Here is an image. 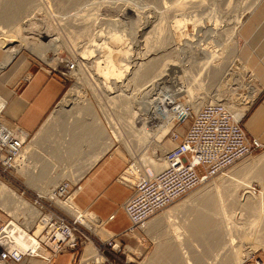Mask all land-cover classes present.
Instances as JSON below:
<instances>
[{"label": "rangeland", "instance_id": "obj_1", "mask_svg": "<svg viewBox=\"0 0 264 264\" xmlns=\"http://www.w3.org/2000/svg\"><path fill=\"white\" fill-rule=\"evenodd\" d=\"M10 1L0 0V13L4 10L6 2L9 3ZM258 1L254 3L253 0H34L33 3L31 2L30 5L25 7L20 0V14L14 23L7 25L8 28L6 30L9 29V33L6 36L24 41L26 45L25 47H21V42H2L0 47V64L8 56V51L16 47L22 48L16 57H25L28 61H33L37 67L58 75L64 70L63 67L66 62L76 63V71L65 81L66 87L61 99L34 136L36 139L42 137L44 144L41 146L46 151L52 153L53 159L50 162L54 166L53 168H55L54 171L64 172L66 173L65 175L80 171L79 165L84 160L67 157V155L73 156L77 152L78 156H87L89 158L96 151H100L97 156L109 150L119 151L126 158V169L130 165H133L135 160L139 161L141 159H138L137 153L142 151H145L143 154H146V157L152 155V160L156 158L154 162H157L163 160L164 155L161 151L155 149V145L163 147L167 151L170 150L176 145V140H173L172 134L179 132H182L181 135L185 134L189 123L180 125L174 120L169 126L168 132L164 134L165 137H162L157 142L153 138V135H155L156 131L159 132V128L162 126L158 120L155 122L156 125H152L153 127L158 125V127L149 133L151 135L149 137L153 139H150L149 143L138 146L140 143L137 141L141 137L136 133H133L134 136H130L128 126L137 121V115L139 116V114L136 112L140 111L138 102L141 101L145 93V87L149 86L150 83L145 73L141 74L135 65L147 63L148 57L153 55V53H157L150 57V59L156 57V55V58L160 57L159 62H161V66L159 65L158 70L160 73L165 71L163 78L166 77L168 81H171L170 84L167 83L161 87V89L163 88L159 90L160 93L163 91L161 96H163L164 92L171 91L174 93L175 90H178V87L180 89L183 88L181 90H186L187 92L179 96L180 102L186 105V108L190 112L193 111L191 102L194 101L195 103L198 101L207 102V104L224 101L223 103L232 109V112L234 111L233 113L237 116L246 113L253 103L248 97L250 89L248 90L247 86L240 88L238 85H231V80L227 81V77L224 76L226 64L232 62L236 49V41L234 43L233 38L228 42V46L226 45L227 49H230L232 53L229 51L223 53L225 52L223 47H225L226 39H231V27L237 29L241 23L244 11L247 8L254 7ZM185 18L187 22L184 25L178 26L176 21ZM226 24L231 25L227 26ZM176 29L179 30V33L175 32L177 31ZM116 31L123 35L126 34L127 36L125 35V37L129 39L127 42L132 47V50L130 48V56L128 55L129 59H127L128 61L132 59V63L130 64L132 69L129 70L130 74L127 75V80H122L126 84L129 83V89H127L122 97H117L119 96L117 91L112 94L109 91L104 92L101 89L104 86L102 84L100 86V83L96 80L98 77L95 76V62L101 61V58L99 59L101 55L98 52H94L91 55L92 57L85 56L84 60L81 59V54L86 51L87 47L93 44L92 41L94 39L100 38V35H108V32L113 34ZM211 31L213 33H209ZM42 33L46 36H41ZM179 36L181 37L178 38ZM51 40L55 41L54 44L57 45V51L54 55L48 54V58L54 59H52L51 63H48L42 60L41 56L44 55L45 47ZM146 40L148 41L147 43ZM175 40H180L181 42ZM200 44L203 45L201 46L203 48H207L206 46L209 44L211 59V53L214 55V51L218 55V58H216L218 60L217 65L220 64V72L216 79L213 78L214 69L212 70V67L216 63L211 65V59L209 61L204 59L205 53L208 52L207 49L203 53V58L200 56V48H198ZM129 45L127 49L130 47ZM159 62L157 63L159 64ZM234 63L237 68H240L238 62ZM167 65L168 67H166ZM6 68L7 66L3 70L0 68V74ZM141 70L143 71L144 68ZM102 81L103 79H101V83H104ZM109 82L113 83L114 81L110 79ZM243 83L246 84L247 80L245 79ZM78 87L79 91H81V103L64 104L63 102L66 99L67 101L70 99L66 97L70 90H75ZM150 90L151 87L148 89L147 95H152L151 101H154L155 96L149 92ZM106 93H110V95L107 96L108 94ZM179 97L174 96L173 101ZM256 97L257 94L254 100ZM245 106V110L240 111L241 107ZM62 115H66L68 120L64 121ZM82 116L83 120H79ZM75 118L78 121H75ZM89 127H94L95 129L90 133ZM74 129L84 133L82 141L87 143H80L76 139L78 136L76 135L77 131L73 132ZM144 131L142 130V132ZM64 132L70 138L68 139V143L65 142V154L62 157L60 146H63L62 133ZM125 135L126 137H124ZM67 136H64L65 139L68 138ZM85 137L88 138L86 139ZM117 137L120 140L122 138L123 140L125 138H132L137 140V143L133 142L130 145L123 142V140L119 142L118 140L116 141ZM96 139L99 140L98 143L95 142ZM109 140L113 141V143L110 144ZM109 145L111 147L107 149ZM262 156H264V149L246 159L238 161L223 171V174L221 173L214 179L204 183L173 205L156 214L149 222L147 221L148 223L144 229L136 230L126 237L122 236L124 240L117 242L120 246V252L113 254L114 257L110 261L113 264H150L149 261L152 259V254H158L161 249L167 247L170 238V241L175 244V247H172V251L178 252L179 256L190 264H208L216 259L217 261L214 264H245V261L251 257L262 260L264 264V246L262 243V237H264L262 235L264 234L262 232L264 230V201L261 200L257 204V208H259L257 213L256 211L255 213L248 212L247 209L236 207V205L233 206L234 200H239L241 196L245 195L248 185L251 188L250 191L259 197V200L262 197L264 198V186L256 181V179H251V176L247 175L248 177L243 176L241 177L242 179H239V184L238 180L233 181L236 183H227L219 188L218 191H213L216 183L225 182L233 173L238 172L245 165L257 161ZM140 163L146 170L147 165L144 162ZM147 169L152 170L150 167ZM54 171L52 170L51 172L54 173ZM125 175H127V172ZM241 180H243L242 184L240 183ZM206 193L211 198H216L213 205L208 204L207 201L193 202L199 194ZM231 203L233 204L231 205ZM57 204L62 210L69 211L72 214L76 213V209L69 210L63 206L64 203L57 202ZM59 207L55 206L56 213L64 215ZM224 213H227V216L230 215V217L224 216ZM259 215H261L262 220ZM92 216V214H89V219L87 218L86 221L97 223L94 217L91 218ZM201 216L206 220H203ZM167 217H169V220H167L169 225L164 224L167 227L165 231L158 233V231L154 232L149 229L148 224L150 222ZM232 221L238 228H233ZM95 223L94 225L91 224L92 226L90 225V227L88 225L85 226L98 235L102 241L106 240L103 228L98 223ZM198 223L201 225L200 228L193 231V228H197ZM231 226L232 229L228 230L227 228ZM251 227L255 229L254 232L257 231L256 233L261 234L259 235L262 237H259L258 241L255 240V236L245 238L248 236L247 234ZM261 229L263 230L261 231ZM252 234L254 235V233ZM232 238L235 239L236 244L234 249L237 255H229V251L227 252L226 250L225 254L218 257L222 251L220 249L226 247ZM90 247L91 245L87 251ZM108 256L111 257V255ZM166 257V255L158 257L157 261L154 260L151 264H158L159 260L162 261V264H171L170 260H167Z\"/></svg>", "mask_w": 264, "mask_h": 264}, {"label": "built area", "instance_id": "obj_2", "mask_svg": "<svg viewBox=\"0 0 264 264\" xmlns=\"http://www.w3.org/2000/svg\"><path fill=\"white\" fill-rule=\"evenodd\" d=\"M63 68L60 76L66 81L77 67L75 62H66ZM5 108L6 101L0 97V264H51L57 255L78 252L91 241L87 233L91 231L83 224L86 213L76 207L84 217L80 214L74 218L56 202L72 198L78 185L65 179L33 199H27L23 191L12 185L17 171L25 166L23 153L31 137L4 119ZM175 120L180 125L189 124L185 134H172L176 145L164 154V168L136 176L138 169L130 165L124 171L127 175L123 173L119 179L131 188L122 207L130 227L120 237L141 229L189 192L264 149L256 139H247L243 115L234 117L222 103L178 114ZM55 206L64 215H58ZM107 235L101 246L102 256L107 251L118 254V237ZM100 264L113 262L104 257ZM245 264L263 262L251 257Z\"/></svg>", "mask_w": 264, "mask_h": 264}, {"label": "crops", "instance_id": "obj_3", "mask_svg": "<svg viewBox=\"0 0 264 264\" xmlns=\"http://www.w3.org/2000/svg\"><path fill=\"white\" fill-rule=\"evenodd\" d=\"M231 29L234 32L231 34V39H226L225 45L228 46V42L237 37L236 40L233 39L234 43L236 41V49L234 59L232 58L230 64H226L225 77L227 81L231 80V85H238L240 88L247 86L248 90L250 89L249 95L257 94L256 99L243 114V128L248 140L256 139L264 148V0H259L254 7L247 8L238 28L231 27ZM224 48L225 51L231 52L226 46ZM233 61L238 62L240 68H237ZM6 66L5 71L0 74V97L6 101L4 119L28 133L32 140L26 158L33 166H23L12 185L18 191H23L27 199H33L36 194L68 179L78 185V193L75 191L74 197L75 206L80 211L92 214L95 221L100 223L109 235L117 236L118 241L124 240L120 236L130 227V223L122 207L131 194V188L119 180L126 169L124 154L109 150L93 166L85 170L100 151H96L89 158L78 156L77 152L67 157L84 160L79 165L80 171L70 175L54 171L55 168L50 162L53 159L52 153L41 146L44 144L42 137L36 139L34 136L61 99L66 82L60 75L37 67L33 61H28L25 57L18 56ZM245 79L246 84L243 83ZM62 116L64 121L68 120L66 115ZM79 120H83V116ZM75 121L78 120L75 118ZM75 131L78 136L76 139L80 143H87L82 141L84 133L74 129L73 132ZM62 135L63 146L60 148L61 156L64 157L65 142L68 143L70 137L65 135V132ZM64 136L68 138L65 139ZM95 142L98 143L99 140L96 139ZM28 170L31 172L29 173ZM52 170L54 173L51 172ZM91 232H87L91 241L78 252L61 253L51 264H100L104 257L108 260L112 259L114 256L110 251L102 256L101 246L104 241ZM90 244L96 248L93 255L87 251ZM98 256L102 258L101 261L98 260ZM34 263L40 264L37 261Z\"/></svg>", "mask_w": 264, "mask_h": 264}, {"label": "bare ground", "instance_id": "obj_4", "mask_svg": "<svg viewBox=\"0 0 264 264\" xmlns=\"http://www.w3.org/2000/svg\"><path fill=\"white\" fill-rule=\"evenodd\" d=\"M19 1L20 0H11L9 3L8 2H6V5H5V8H4V10L0 13V47H1V44H2V42H6V43H16V42H21L22 44H21V47H25V42L24 41H20V40H15V38L13 39V38H10V37H7L6 35H8V33H9V29L8 30H6V28H8L7 27V25H11V23H14L16 20H17V18H18V16H19V14H20V8H19ZM254 1V3L256 2V1H258V0H253ZM31 2L33 3L34 2V0H21V3H23L24 4V6L25 7H27L28 5H30L31 4ZM207 15V14H206ZM185 22H187L186 21V18L185 19H180V20H177L176 21V23H177V25L178 26H180V25H184V23ZM233 22H235V21H233ZM192 23V22H191ZM26 24V23H25ZM161 24V23H160ZM3 25V26H2ZM24 25V24H23ZM22 25V26H23ZM227 26H230L231 24H226ZM175 27H177V26H175ZM183 27H185V26H183ZM181 28V27H180ZM186 28V27H185ZM177 31H175L176 33L179 31L178 29H176ZM233 30V29H232ZM158 31H159V29H158ZM185 31V30H184ZM201 31V30H200ZM187 32V31H186ZM185 32V33H186ZM217 32V31H216ZM215 32V33H216ZM234 32V31H233ZM232 32V33H233ZM150 33V32H149ZM161 33H163V32H161ZM179 33V32H178ZM184 33V32H183ZM209 33H213L212 31L211 32H209ZM214 33V34H215ZM230 34H231V32H229ZM5 35V36H4ZM126 35V34H125ZM125 35H123L122 33H118L117 31L116 32H114L113 34L112 33H110V32H108V35H100V38H98V39H94L92 42H93V44L91 45V46H89V47H87L85 50L86 51H84L82 54H81V59H83L84 60V58H85V56H91V55H93V53L94 52H98L101 56L99 57V59L101 58V61H96L95 62V68H96V73H95V76H97L98 77V79H96L99 83H100V86H101V84H102V86H104V88H101V89H103L104 90V92L105 91H109V92H111V94L112 93H115V91H117L118 93H119V96H117V97H122L123 95H124V93H126V91H127V89H129V83L128 84H126V83H124V82H122V80L124 79L125 81L127 80V75L128 74H130V71L129 70H131L132 68L130 67L131 65V63H132V59L130 60V61H128L127 59H129V56H130V53H131V51H130V48H131V50H132V47L129 45V43L127 42L129 39H127L126 37H125ZM178 35V34H177ZM180 35H181V33H180ZM41 36H46L44 33H42L41 34ZM127 36V35H126ZM181 36H179L178 38H180ZM185 37V36H184ZM183 37V38H184ZM198 37V36H197ZM209 37V36H208ZM228 37V36H227ZM161 38V37H160ZM176 38V37H175ZM188 38V37H187ZM200 38V37H199ZM211 38V37H210ZM131 40H133V39H131ZM152 40V39H151ZM161 40V39H160ZM209 40V39H208ZM212 40V39H211ZM154 41V40H153ZM175 41H177V40H175ZM178 41H180V40H178ZM177 41V42H178ZM203 41V40H202ZM148 41L146 40V43H147ZM155 42V41H154ZM160 42V41H159ZM162 42V41H161ZM181 42V41H180ZM212 42V41H211ZM211 42H209V43H211ZM55 43V41L54 40H51L50 42H48L47 43V46L45 47L46 48V50H45V53H43L44 55L43 56H41V59L42 60H45L46 62H48V63H51L54 59L53 58H48V54H53L54 55V53L56 54V51H57V48H56V44H54ZM158 43V42H157ZM201 43V42H200ZM175 44H176V42H175ZM178 44V43H177ZM186 44V43H185ZM189 44V43H188ZM128 45L130 46L128 49H127V47H128ZM221 45V44H220ZM152 46V45H151ZM177 46V45H176ZM186 46V45H185ZM201 46H203V45H199V47L198 48H200V56L203 58V56H204V51L207 49V53H205V56H204V59H207V61H209V59H211L210 58V49H209V44H208V46H206L207 48H203V47H201ZM215 46V45H214ZM226 46V45H225ZM75 48V47H74ZM92 48H94V49H92ZM224 48V47H223ZM22 49V48H21ZM20 47H16V48H13L12 50H9L8 51V56H7V58L3 61V63H1L0 64V68L3 70L4 69V67L11 61V60H13L16 56H17V54L20 52ZM214 49V48H213ZM225 49V48H224ZM215 50V49H214ZM213 50V51H214ZM7 51V50H6ZM212 51V52H213ZM219 51V50H218ZM227 51V50H226ZM225 51V52H226ZM225 52H223V53H225ZM218 53V52H217ZM98 54V55H99ZM133 54V53H132ZM150 54V53H149ZM155 54H157V53H155ZM154 53H153V55H155ZM203 54V55H202ZM212 54V64L211 65H213V64H215V66H211L212 67V70L214 69V72H213V78L214 79H216V77H217V75L219 74V72H220V64H218L217 65V56L218 55H216L215 54V51H214V55H213V53H211ZM221 55H223L222 53H220ZM129 55V56H128ZM148 55V54H147ZM153 55H149L150 57H152ZM95 56V55H94ZM93 56V57H94ZM92 57V56H91ZM132 57H134V56H132ZM150 57H148L149 59H148V62L146 63H138L137 65H135V66H137L136 67V69L139 71L140 70V73L141 74H144L145 73V75H146V77H147V79H149V83H150V85L149 86H147V87H145V93H144V95L142 96V99H141V101L140 102H138V104H139V106H140V111H137L136 113L137 114H139V116L137 115V121L134 123V124H130V126H128V128H129V130L130 131H128L129 132V134H130V136H134V134L133 133H136V134H138L139 135V137H141V138H139V140L137 141V140H135V139H132V138H125L124 140H123V138H122V140H123V142H125V143H128V144H130V145H132V143L133 142H139L140 143V145H138V146H141L142 144H144V143H149V140L151 139L150 137H151V135H149V133L150 132H152V130L153 129H155V128H157L158 127V125L157 126H152L153 124L154 125H156L155 124V122L156 121H158L159 120V123L160 124H162V126H161V128H159L160 129V131L159 132H155L154 134L155 135H153V138L155 139V140H157V142H158V140H160L162 137H165L164 136V134L165 133H167L168 132V130H169V126L172 124V122L175 120V118L177 117V115L178 114H182V113H188V111H189V109L188 108H186V105H184L183 103H181L180 102V95L181 94H183V93H186L187 91L186 90H184V91H182L183 90V88H181L180 89V87H178V90L176 91L175 90V92L173 93V92H171V91H169V92H164V94H163V96H161V93H163V91L160 93L159 92V90H162L161 89V87H163V86H165V84H170L171 83V81H168V78H163L164 76H165V71H162L161 73L159 72V65H160V63L161 62H159V58H156L157 57V55H156V57H153V58H151L150 59ZM217 57V58H216ZM162 58V57H161ZM165 58V57H164ZM53 59V60H52ZM139 59V58H138ZM96 60V59H95ZM137 60V59H136ZM140 60V59H139ZM144 60V59H143ZM142 60V61H143ZM162 61V60H161ZM163 61H164V59H163ZM184 61V60H183ZM197 61V60H196ZM81 62H82V60H81ZM81 62L79 61V63L81 64ZM157 62H159V64L157 63ZM194 62V61H193ZM226 62V61H225ZM78 63V62H77ZM179 63V62H178ZM85 64V63H84ZM166 64V63H165ZM168 64V63H167ZM207 64H208V62H207ZM210 65V64H209ZM161 66V65H160ZM94 67V66H93ZM166 67H168V65L166 66ZM209 67V66H208ZM88 68V67H87ZM144 68V70L142 71L141 69H143ZM0 69V70H1ZM222 69V68H221ZM133 71V70H132ZM166 71H168V70H166ZM223 74V73H222ZM223 76V75H222ZM224 76H225V71H224ZM101 79H103V81H104V83H101ZM110 79H112L114 82L113 83H110L109 81H110ZM221 79V78H220ZM219 79V80H220ZM102 81V82H103ZM229 81V80H228ZM110 83V84H109ZM177 84V83H176ZM180 85V84H179ZM219 85H222V84H219ZM150 87H151V90L149 91L151 94H154V96H155V99H154V101H151V99H152V95L151 96H149V94L147 95V91H148V89H150ZM106 89V90H105ZM147 89V90H146ZM166 90V89H165ZM219 91V90H218ZM80 92L81 91H79V87L77 88V89H75V90H70V92L68 93V95L66 96V97H69L70 99L67 101V99L65 100V102H63L64 104L66 103V105H67V103L68 104H76V103H81L80 102ZM70 94H72L71 96H69ZM106 94H108L107 96H109L110 95V93H106ZM146 94V95H145ZM210 94V93H209ZM82 96V95H81ZM174 96L175 97H179V98H176V100L175 101H173V98H174ZM216 96V95H215ZM255 95L254 94H251V95H249L248 97L251 99V101H254V97ZM65 97V98H66ZM117 97H115V98H117ZM247 97V98H248ZM64 98V99H65ZM115 98H113V99H115ZM206 99V98H205ZM223 100V99H222ZM227 101V100H226ZM173 102V103H172ZM224 102V101H223ZM223 102H216V103H222L223 105H225ZM62 103V104H63ZM249 103H250V101H249ZM249 103H243V104H249ZM191 104H192V109H193V111L194 112H196V111H198L202 106H204V105H206L207 104V102H200V101H198L197 103H195V101L194 102H191ZM208 104H214V103H208ZM88 105V104H87ZM196 105V106H195ZM70 106V105H69ZM226 106V105H225ZM227 107V106H226ZM229 110H230V112L234 115V117H241L243 114H240V115H236L235 113H233L232 112V109H230L229 107H227ZM245 108H246V106L245 107H241V110L240 111H244L245 110ZM240 109V108H239ZM65 110V109H64ZM243 113V112H242ZM93 122V121H92ZM92 124V123H91ZM128 124V123H127ZM126 124V125H127ZM91 126V125H90ZM90 128V127H89ZM125 128V127H124ZM93 129H95L94 127H91L90 129H89V131H90V133H91V131H93ZM142 130L144 131V130H146V131H144V132H142ZM97 132V131H96ZM125 132V131H124ZM89 133V134H90ZM98 133V132H97ZM121 133V132H120ZM123 133V132H122ZM160 133V134H159ZM181 133L182 132H179L178 134L181 136ZM93 134H95V133H93ZM98 135V134H97ZM121 135V134H120ZM124 135V134H123ZM116 136V135H115ZM150 136V137H149ZM124 137H126V135L124 136ZM138 137V136H137ZM152 138V139H153ZM151 139V140H152ZM122 141V140H120L118 137L116 138V141ZM128 140V141H127ZM135 140V141H134ZM150 140V141H151ZM32 141V140H31ZM154 141V140H153ZM152 141V142H153ZM109 142H110V144L111 143H113V141H111V140H109ZM136 142V143H137ZM31 142H29V144H30ZM138 143V144H139ZM29 144H28V146H29ZM155 144H156V142H155ZM107 145V144H106ZM147 146H148V144H146ZM26 147V149L24 150V158H26V156L27 155H29L28 154V150H29V147ZM109 147H111L110 145L108 146V148L107 149H109ZM147 148V147H146ZM155 149H158L159 151H161V153L164 155L165 153H166V151H167V149H165V148H163V147H159L158 145H155ZM145 151H142V152H138L137 153V157H138V159L139 158H141L139 161L140 162H144L145 163V165H147V167H146V170H145V167L139 162V161H137V160H135V162H134V166H133V168L135 169V170H137V172L135 171V175L137 176V175H145V174H148V173H156V172H158V171H160L162 168H164V166H165V164H164V161L163 160H161V161H157V162H159L158 164H157V162H154L155 161V159L156 158H154L153 160H152V155L151 156H148V157H146V154H143ZM104 154H105V152H103V153H101V155H98L97 157H95L92 161H91V163L89 164V166L86 168V170L88 169V168H90L91 166H93V164L94 163H96L101 157H103L104 156ZM143 154V155H142ZM148 158H150V159H148ZM34 161V160H33ZM149 164V165H148ZM24 167H27L26 165H28V166H30V167H32L33 166V164L31 163V161H29L28 163H27V161L25 162V160H24ZM34 166H35V162H34ZM148 167H150L152 170H148L147 168ZM23 168V167H22ZM22 168L21 169H19L18 171H17V173H20L21 171H22ZM32 170V169H31ZM31 170L29 171V173L31 172ZM85 174V173H84ZM223 174V173H222ZM27 175H29V174H27ZM247 175H249V177L251 176V179L252 178H254V179H256V181H258V182H260V184H262L263 186H264V156H262L261 158H259L257 161H255V162H252V163H250V164H248V165H245L244 167H242L238 172H236V173H233L225 182H223V183H216L215 185H214V189H213V191L215 190V191H218V189L219 188H221V187H223L225 184H229L230 182H233V181H237L238 182V184H239V179L241 178V177H243V176H247ZM248 177V176H247ZM33 179V178H32ZM242 179V178H241ZM250 179V180H251ZM50 180H52V179H50ZM244 180H245V178H244ZM249 180V181H250ZM243 183V180H241L240 181V183ZM233 183H236V182H233ZM241 183V184H242ZM246 183V182H245ZM249 184V183H248ZM251 184V183H250ZM56 186V185H55ZM233 187V186H232ZM250 186L248 185V187H247V189L245 190V191H247V192H245V195H243V196H241V199H239V200H234L233 202H234V204L233 203H231V205L233 204V206L234 205H236V207H239V208H245V209H247V211L248 212H253V213H255V211H256V213L258 212V210H259V208H257V204L261 201V200H263L264 201V198L262 197V199L260 198V200H259V197H257V196H255L253 193H252V191H250V189L251 188H249ZM43 189V188H42ZM245 189V188H244ZM263 190H264V187H263ZM42 190H40V192H41ZM44 190H43V192H42V194H44ZM77 193H78V191H77ZM75 194L76 193H74L73 194V196H72V198H69V199H67L65 202H60V203H64V205L63 206H65L67 209H72V210H75L76 209V206H75V204H74V197H75ZM207 195H208V197H207ZM235 195V194H234ZM233 196V195H232ZM262 196V195H261ZM199 197V198H198ZM218 197H220V196H218ZM215 199L216 198H211V196H209V194H199L198 196H197V198L193 201V202H198V201H207L208 202V204H210V205H213V203H215L214 201H215ZM219 199V198H218ZM69 200V201H68ZM230 200V199H229ZM226 201V200H225ZM240 201V202H239ZM56 202H59V201H56ZM236 203V204H235ZM207 204V203H206ZM230 205V204H229ZM66 211V210H65ZM70 215H72L74 218L75 217H80V214H81V216L83 215L80 211H78L77 209L75 210V212L77 213H71V212H69V211H67ZM79 212H80V214H79ZM217 213V212H216ZM76 215H78V216H76ZM226 215V217H230V215H228L227 216V213H224V216ZM258 215V214H257ZM232 216H234V215H232ZM82 217H84V215L82 216ZM89 217V213H86V215H85V219L83 220V224H84V226L85 225H88V227H90V225L91 224H93L94 225V223L95 222H88V221H86V219ZM202 217V216H201ZM256 217V216H255ZM259 217H260V219H261V215H259ZM91 218H93V216L91 217ZM203 218V220H206L204 217H202ZM257 219H258V217H256ZM89 219V218H88ZM230 219V218H229ZM92 220V219H91ZM167 220H169V217H167V218H164V219H162V220H158V221H152V222H150L149 224H148V227H149V229L150 230H152V231H158V233L160 232V233H162V231H165V229L167 228L166 226H164V224H168L169 225V222L167 223ZM231 220V219H230ZM262 220V219H261ZM120 222V221H119ZM149 222V221H148ZM148 222H146L143 226H142V228H141V230L142 229H144L145 228V226L147 225V223ZM116 223V222H115ZM121 223V222H120ZM231 223H233V221L231 222ZM95 224H97V223H95ZM122 224V223H121ZM99 225V224H98ZM231 225V224H230ZM233 225H234V223H233ZM92 226V225H91ZM200 223H198V226H197V228H193V231H195L196 229H198V228H200ZM97 227V226H96ZM99 227V226H98ZM233 228H238L236 225H234L233 226ZM264 228V227H263ZM94 229V228H93ZM228 230H231L232 229V226L229 228H227ZM254 228L253 227H251V229H250V231H249V233L246 235L247 237H245V238H248L249 236H250V238H251V236L253 237V236H255V240L256 241H258V238L259 237H262V236H260L258 233H256V232H254ZM260 230V229H259ZM263 229H261V231H262ZM103 231H104V235H107L108 234V232L103 228ZM260 231V232H261ZM262 232H264V230L262 231ZM102 233V232H101ZM252 233H254V235L252 234ZM250 234H252V235H250ZM109 235V234H108ZM107 235V236H108ZM263 236H264V234H262ZM107 238V237H106ZM248 240V239H247ZM252 240V239H251ZM250 240V241H251ZM260 240H261V238H260ZM262 240H263V246H264V237H262ZM103 241H105V240H103ZM174 242H171L170 241V238H169V243L167 244L168 246L167 247H165V248H163V249H161V251L160 252H158V254H152V259L149 261V263L151 264V263H153L152 261H157V258L158 257H161V256H163V255H166L167 257V260H170V263L171 264H190V263H188L186 260H183L180 256H179V254H178V252H173L172 251V247H175V244H173ZM235 239L234 238H232V240L230 241V243L228 244V245H226V247H223V248H221L220 250H222L221 252H220V254L218 255V257L219 256H221V255H223V254H225L226 253V250H227V252L229 251V255H237V254H235V249H234V247H235ZM91 245V247L89 248V250H88V252H89V254L90 255H93V254H95V252L94 251H96V248L93 246V244H90ZM89 245V246H90ZM88 246V247H89ZM225 246V245H224ZM88 249V248H87ZM158 256V257H157ZM89 257V256H88ZM157 257V258H156ZM232 257H234V256H232ZM243 257H245V256H243ZM95 258V257H94ZM100 257L98 256V259H99ZM184 259H186V257H184ZM236 259H237V257H236ZM251 258H249L248 260H250ZM99 260H102V258H100ZM247 260V261H248ZM215 261H217V259L216 260H214V261H211L210 263H208V264H214L215 263ZM200 262V261H199ZM162 264V261L161 260H159V263L158 264Z\"/></svg>", "mask_w": 264, "mask_h": 264}]
</instances>
